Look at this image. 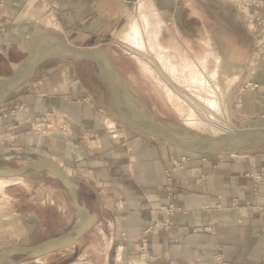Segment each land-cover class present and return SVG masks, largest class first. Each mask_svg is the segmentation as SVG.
Returning a JSON list of instances; mask_svg holds the SVG:
<instances>
[{
	"label": "crops",
	"instance_id": "obj_1",
	"mask_svg": "<svg viewBox=\"0 0 264 264\" xmlns=\"http://www.w3.org/2000/svg\"><path fill=\"white\" fill-rule=\"evenodd\" d=\"M222 1L143 0L145 7L138 9L154 19L148 25L138 14L129 17L137 13L131 6L137 0H0V82L46 33L99 48L133 42L139 19L151 40L146 38L145 50L156 62L172 57L184 74L203 67L215 71L224 62L232 77L223 81L221 116L236 130L264 128V54L257 55L240 13ZM96 77L104 84L90 61L48 60L0 103V154L28 159L38 153L54 160L79 181V203L92 217L76 244L44 258L74 249L62 264H211L218 254L226 264H264V145L251 153H185L131 127L111 94L105 105L88 80ZM43 114L55 115L69 134H35L30 126ZM182 158L183 169L174 170ZM57 183L47 195L57 216L47 223L34 210L47 197L37 202L30 193L6 194L11 205L2 210L4 239L25 240L54 229L37 244L69 232L76 214ZM143 237L150 253L145 260L136 251Z\"/></svg>",
	"mask_w": 264,
	"mask_h": 264
},
{
	"label": "rangeland",
	"instance_id": "obj_2",
	"mask_svg": "<svg viewBox=\"0 0 264 264\" xmlns=\"http://www.w3.org/2000/svg\"><path fill=\"white\" fill-rule=\"evenodd\" d=\"M141 2L142 4H140ZM222 2L231 5L235 11L240 13L242 24L244 25L247 32L252 35L249 32L248 24L244 19V12L246 11L243 5L235 4L232 0H223ZM139 5H144L143 0H137L136 3L131 4L137 13L131 11L132 15L130 13L129 17H135L136 14H138L141 17V23L145 22L149 25L154 19L149 20L146 18L144 15V10L146 9L144 8L139 10ZM248 11L254 15H260L264 13V8L248 7ZM134 20L135 25L133 27L136 29L135 32L137 37L140 36L142 38V43L140 42L141 44L139 41H137V38L133 36L134 33H131V31L129 36H133V42H126L124 41L126 40L124 38H122L124 39V42H119L115 39L117 44L102 45L99 48L112 62L113 66L131 93L144 102L158 119L164 121V123H161V126H163L165 130L173 135L185 136L190 134L191 136L195 137L217 136V134L220 135L218 133L220 132L219 129H226L225 127H227L229 130L232 129V131L236 130L230 127L229 122L223 117V115L221 116L219 96L224 95L225 83L223 82V79L225 76H229L227 70L225 69V65H222L224 62L221 65L219 64L215 71H213L212 68L207 69L206 67H203L195 69V73L193 74H184L181 68L177 69V67H173L175 62L172 61V57L170 58L171 62L169 57H167L168 61L164 62V64L158 62V60L156 62L149 51L145 50L146 38L148 41H151L146 34L148 28L145 29L142 27L139 19ZM117 36L119 35H116V37ZM93 69L94 67H91L92 71ZM217 72H223L225 74L224 78L222 77L220 79ZM94 73L97 76L95 70ZM97 77L92 79L90 78L88 80L94 85L96 84L98 88L96 89L97 95L103 96L105 105H107V103L110 104V88L101 76L100 77L104 84H102L97 79ZM211 100L216 101L217 104L216 102H210ZM115 105L114 107L116 108L117 105ZM208 111L214 112V114H217L218 116L214 115L213 113H206ZM189 112H193L194 116L199 122L196 120L194 124L189 123L187 120L189 118L187 117V113ZM119 114L120 117L123 118L120 111ZM51 118L52 119L49 118L48 114L36 116L33 119V125L31 124L30 127H32L31 129L36 132L35 134L42 135L44 137H53L56 134H59L56 135L57 137H64V134H69V130L66 129V127L59 126L58 121L55 119V115ZM40 157L47 156H42V154L36 153L28 159L26 157L20 159L16 158L14 154H0V167H19ZM184 159L185 158H182L181 161H175L174 163L182 166ZM174 170L181 169H178V167L175 168L174 166ZM30 174L26 178H5L0 176V182H4L5 184L2 185L0 183V220L1 217L5 215V212L3 213L2 210L4 211L5 208H7V205H11L9 200V202H7L6 194L9 195L13 193L11 195L24 197V195L30 193L32 196L34 195L33 198L38 202L45 197H47L48 200L50 197L48 198L47 195H51L50 189L59 187L57 183L58 180H54V177L45 169L35 170L30 172ZM259 175L257 174L255 176L258 177ZM15 203L16 202L13 203V206L16 205ZM43 203V205L36 203L34 210L36 215L38 211L39 213H43L45 215V223H47L49 220H52L57 216V211L55 210L54 205H50L49 200L48 202L44 201ZM18 205L20 209L26 210L27 208L26 205ZM38 218L43 219L40 216H38ZM7 219H10L9 216ZM8 225L10 224L8 223L7 226ZM5 230V228L0 226V241L4 244L0 246V252L14 245H34L37 241L45 238L49 233L54 231V229L45 228L42 234H33V236L25 240L17 238L8 240L4 239L5 237L3 236L6 233ZM73 251L74 249H69L60 252V254L47 256L45 258V255L15 257L12 259L13 263L11 264H62L66 259L71 258Z\"/></svg>",
	"mask_w": 264,
	"mask_h": 264
},
{
	"label": "water",
	"instance_id": "obj_3",
	"mask_svg": "<svg viewBox=\"0 0 264 264\" xmlns=\"http://www.w3.org/2000/svg\"><path fill=\"white\" fill-rule=\"evenodd\" d=\"M53 59L86 60L92 62L96 66L99 75L108 84L121 115L131 127L139 132L160 139L184 152L205 156H220L251 153L264 145V128L236 130L231 133L211 137H195L190 134L177 136L169 133L161 126V123H164V121L158 119L144 102L131 93L112 62L100 49L95 47L83 48L71 44L54 33H46L40 36L30 47L29 52L14 72L0 82V103L16 91L39 65ZM35 167L47 170L66 189L74 207L76 218H81V227L74 228L75 219L69 232L63 236L34 245L11 246L0 252V264L6 259L20 256L46 255L67 249L76 244L92 226L91 214L78 200L77 186L79 181L68 175L52 159L40 157L19 167L0 168V176L5 178L22 177L35 171L32 170ZM67 236L70 237L65 240Z\"/></svg>",
	"mask_w": 264,
	"mask_h": 264
},
{
	"label": "built area",
	"instance_id": "obj_4",
	"mask_svg": "<svg viewBox=\"0 0 264 264\" xmlns=\"http://www.w3.org/2000/svg\"><path fill=\"white\" fill-rule=\"evenodd\" d=\"M235 4L243 5L245 8L244 19L246 20L249 32L255 39V46L257 55L264 54V13L260 15H254L248 11V7L264 8L263 0H232ZM175 168L182 169V166L174 163ZM257 179V177H256ZM137 254L139 259L145 260L150 257L149 244L143 237L141 243L137 246ZM211 264H226L221 255H215L211 259Z\"/></svg>",
	"mask_w": 264,
	"mask_h": 264
},
{
	"label": "bare ground",
	"instance_id": "obj_5",
	"mask_svg": "<svg viewBox=\"0 0 264 264\" xmlns=\"http://www.w3.org/2000/svg\"><path fill=\"white\" fill-rule=\"evenodd\" d=\"M155 25V26H154ZM153 26H154V32L152 33V31H151V33L152 34H156L157 35V31H158V29H159V25L157 24V22H156V24H153ZM152 26V27H153ZM151 30H152V28H151ZM151 34V35H152ZM138 38V41H139V43L142 41V39H140V37H137ZM142 43V42H141ZM140 43V44H141ZM221 69V68H220ZM222 70V69H221ZM218 74H219V78L221 79L222 77L224 78V73L222 72V73H220V72H217ZM216 75V74H215ZM228 75V74H227ZM235 75V74H234ZM230 77H232L231 75H230ZM234 78H235V76H233ZM216 78V77H215ZM218 78V79H219ZM229 78V76L227 77V76H225V78L223 79L224 81H227V79ZM230 80V79H229ZM216 81H217V79H216ZM215 81V82H216ZM229 82V81H228ZM227 85H228V83H227ZM228 87H229V85H228ZM222 91V90H221ZM222 93H223V91H222ZM213 105V104H212ZM214 106V105H213ZM189 115V116H188ZM187 117H189L187 120H188V122L189 123H192V124H194L195 122H196V120H197V118L194 116V113L193 112H189V113H187ZM198 121V120H197ZM199 122V121H198ZM192 127V126H191ZM226 129H219L220 130V132H218L220 135H222V134H225V133H231V132H233V131H236V130H233L232 131V129L231 130H229L227 127H225ZM217 136H218V134H217ZM46 167H48V166H46ZM0 168H2V169H6V167H0ZM49 168V167H48ZM38 169H41L40 167H35V168H32V170H38ZM261 176L262 175H259L258 176V178H261ZM257 177V176H256ZM2 185L4 184V182H0ZM5 185V184H4ZM81 227V218L80 217H77L76 218V221H75V223H74V228H80ZM69 237L70 236H67V237H65V240H67V239H69ZM2 263H5V264H11V263H13V260L12 259H6V260H3L2 261Z\"/></svg>",
	"mask_w": 264,
	"mask_h": 264
}]
</instances>
